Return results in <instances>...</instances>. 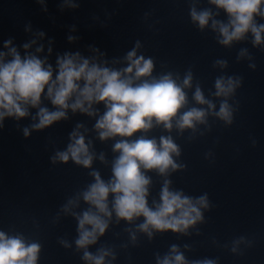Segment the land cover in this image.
<instances>
[{"label": "water", "instance_id": "water-1", "mask_svg": "<svg viewBox=\"0 0 264 264\" xmlns=\"http://www.w3.org/2000/svg\"><path fill=\"white\" fill-rule=\"evenodd\" d=\"M193 9L210 13L203 28L193 21ZM229 19L210 0H0V52H8L4 43L10 40L9 47H15L22 59L26 54L46 59L55 78L57 57L65 53H79L90 63L122 71L129 65L127 54L135 49L136 57L151 59L153 68L134 85L170 75L185 94L171 129L153 118L150 129L130 137L99 138L95 124L106 111L104 102L92 105V116L65 109L66 118L43 129L32 127L38 123V108L29 107V114L18 119L6 116L0 126V231L20 236L25 246L38 244L36 264H94L84 259L85 252L93 257L107 252L103 264H158L177 253L185 264H264V32L259 44L250 30L239 40L221 44L219 28L212 22L228 24ZM253 22L264 25V16L254 14ZM221 78L238 81L227 96L216 95L215 84ZM197 88L211 109L194 99ZM225 102L230 123L216 115ZM39 107L56 110L43 93ZM193 108L205 112L204 122L179 129L176 120ZM73 131L88 146V167L71 157L66 162L56 158L72 143ZM162 137H170L177 146L179 155H171L178 167L163 174L155 168L140 169L149 179L147 206L155 210L167 181L170 192L193 203L206 198L207 207L197 205L201 219L184 232L151 226L143 231L145 218H118L109 193L110 216L99 214L107 228L95 243L78 247L77 218L86 211L96 213L83 193L95 182L93 173L105 183L113 178L120 155L114 145L144 138L154 139L159 148Z\"/></svg>", "mask_w": 264, "mask_h": 264}, {"label": "clouds", "instance_id": "clouds-1", "mask_svg": "<svg viewBox=\"0 0 264 264\" xmlns=\"http://www.w3.org/2000/svg\"><path fill=\"white\" fill-rule=\"evenodd\" d=\"M210 2L224 9L230 17L228 24H219L215 20L212 22L213 28H219L221 44L228 45L233 40H239L249 30L254 36V43L261 42L264 25L257 27L253 22V15L258 13L264 16V9L260 8L264 0H210ZM191 17L203 28L210 19V13L208 11L197 13L193 9ZM39 35L42 37L43 33ZM72 39L70 36L69 40ZM34 43L35 40L31 41V44ZM10 44V40L5 41L4 47L8 52H0V126L6 116L17 119L25 117L29 114V107H32L38 108L34 117L38 119V123L32 127L43 129L55 121L66 118L65 109L70 108L73 112L79 110L92 116L95 114L92 105L104 102L106 111L95 124L99 138L103 140L116 135L130 137L138 130L150 129L153 126V118L157 124L163 123L165 129H171V119L185 103L184 92L170 75L134 85V80L149 76L153 68L151 59L136 57L135 49L127 54L129 65L122 71L110 70L95 62L90 63L89 59L80 57L79 53L72 55L65 53L63 57H57L56 75L53 78V68L46 63V59H39L33 54H26L22 59L15 47H9ZM23 47L28 49L30 44H24ZM42 47V45L37 47L36 52H41ZM6 56H10L11 59L6 60ZM129 73L133 75L128 76ZM190 80L189 74L185 77L183 86L187 87ZM237 84L238 81L234 82L231 78L227 81L218 79L215 84L216 95H229ZM42 93L45 99L56 106V110L50 112L47 108L39 107ZM194 99L200 104L208 103L209 109L213 107L211 103L205 101L199 88L194 94ZM205 115L203 110L193 108L176 120V126L179 129L192 128L194 122H204ZM216 115L227 123L231 122V110L226 102L221 104ZM79 127L77 125V128ZM28 134V129H24V135ZM70 138L72 143L65 152L57 153L56 158L66 162L71 157L77 164L90 166L92 156L84 137L73 131ZM114 150L119 151L120 155L113 165V178L105 183L98 173H93L95 182L83 193L84 201L94 206L96 213L86 211L77 218L80 233L76 241L78 247L83 248L95 243L97 236L102 235L107 228V222L99 214L104 217L110 216L107 205L109 193L113 194V209L118 218L129 221L138 216L145 218L144 223L140 225L143 231H147L151 226L161 231L170 229L173 232H184L201 219L197 205L207 207L206 198L201 197L193 203L187 197L182 198L179 192H170L167 181L161 190V202L155 210H150L147 206L146 186L149 179L140 169L155 168L163 174L169 167L173 170L178 167L171 155H179L178 148L170 137H162L159 148L154 139L140 138L134 142L119 141L114 145ZM86 225H90L91 230H88ZM38 252V244L25 246L20 236L9 237L0 231V264H36ZM172 252H177L175 246ZM107 254L104 252L98 257H93L85 252L84 259L94 261V264H103L104 256ZM158 264H185V261L183 256L177 253L171 259L166 256L163 260H158ZM202 264L214 262L204 261Z\"/></svg>", "mask_w": 264, "mask_h": 264}]
</instances>
